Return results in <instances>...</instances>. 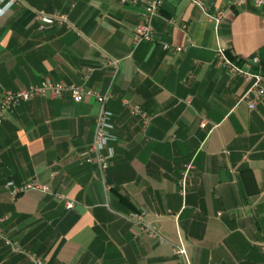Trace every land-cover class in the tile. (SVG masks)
I'll use <instances>...</instances> for the list:
<instances>
[{
    "label": "crops",
    "instance_id": "0c3cea01",
    "mask_svg": "<svg viewBox=\"0 0 264 264\" xmlns=\"http://www.w3.org/2000/svg\"><path fill=\"white\" fill-rule=\"evenodd\" d=\"M17 1L0 19V101L45 79L109 90L116 140L104 174L85 162L99 111L90 96L74 103L46 93L5 115L0 264H34L5 241L44 264H264V98L254 110L238 103L248 84L216 56L220 44L238 64L257 57L251 70L264 77V10L200 0L223 12L215 30L189 0H163L149 18L153 41L133 46L142 5ZM41 13L68 22L40 30ZM134 106L153 117L144 132ZM33 179L74 207L37 192L11 199L7 182ZM132 212H144L165 243L133 228ZM180 244L187 262L172 252Z\"/></svg>",
    "mask_w": 264,
    "mask_h": 264
},
{
    "label": "built area",
    "instance_id": "2783aa9c",
    "mask_svg": "<svg viewBox=\"0 0 264 264\" xmlns=\"http://www.w3.org/2000/svg\"><path fill=\"white\" fill-rule=\"evenodd\" d=\"M189 1L197 6L201 10L203 16L214 23L215 30H218V26L223 17V12L216 10L215 12L210 13L202 1ZM17 2V0H0V19L11 10ZM120 3L130 6L142 5L144 7L145 15L143 21L140 25L134 28L131 42L133 46H138L141 43H151L153 41V34L149 18L159 12L163 0H120ZM247 4L255 9L264 10V0H238L236 3L237 6H246ZM36 21L39 24L40 30H44L46 27L63 26L68 22L66 16L46 15L43 13L36 15ZM180 51L181 49L177 50V52ZM216 56L224 69L230 74L240 77L248 84L246 90L238 99V103H245L249 110H254L256 105L264 98V77L251 70L252 66H257L259 64V59L257 57H252L245 60L242 64H238L227 56L226 49L220 44H218L216 48ZM104 67H111L114 70V73H116L119 69V62L105 60ZM46 93L54 98H59L64 93H69L74 103H79L85 96H90L96 100L99 105V111L95 118L94 137L88 151L82 154V157L86 163L95 164L98 171L101 174H104L109 168L110 162L114 156L110 144L116 140L112 135L114 128L112 124L113 115L106 107V104L110 99L109 90L105 93H99L88 90L84 85H65L45 79L39 85H30L25 89L15 92L6 91L2 94L0 101V125L5 120V115L11 112L14 108ZM130 113L133 117L138 119L140 129L144 132L153 117L137 106L130 108ZM200 126L201 128H205V122H202ZM186 180L187 172L183 175L180 181V193L182 195H184L186 191ZM6 186L9 188V194L13 200L17 196L26 192H37L44 195H51L56 201L64 202L66 210H71L74 207V204L68 202L63 195L53 192L48 186L43 185L34 179L27 181L20 187H14L11 182H7ZM144 218V212H132L125 216V219L133 228L147 234L152 239L165 243L163 238L145 222ZM1 221L2 220H0V222ZM5 242L12 247L13 252L22 253L28 256L34 264H44L40 258L34 256L30 252H27L18 246H13L10 241ZM172 252L176 256H181L187 262V252L182 244L179 246H172Z\"/></svg>",
    "mask_w": 264,
    "mask_h": 264
}]
</instances>
